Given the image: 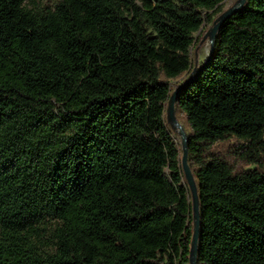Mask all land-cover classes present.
<instances>
[{"label": "trees", "instance_id": "trees-1", "mask_svg": "<svg viewBox=\"0 0 264 264\" xmlns=\"http://www.w3.org/2000/svg\"><path fill=\"white\" fill-rule=\"evenodd\" d=\"M223 2L0 0V264H189L166 109ZM175 115L196 264H264V0L221 25Z\"/></svg>", "mask_w": 264, "mask_h": 264}, {"label": "water", "instance_id": "water-1", "mask_svg": "<svg viewBox=\"0 0 264 264\" xmlns=\"http://www.w3.org/2000/svg\"><path fill=\"white\" fill-rule=\"evenodd\" d=\"M246 0H237V2L230 7L229 9L223 11L213 22L212 26L207 30L205 35L202 38V41L208 39L209 41V53L204 61V63L199 67H194L188 76V78L178 85L172 92L166 109V119L173 131L177 133V136L180 140L179 145L181 149V169L184 176L186 186L188 188L191 200V209H192V238L190 243L189 250V264H196V255H197V243H198V234H199V205H198V193L195 180L193 178L192 171L188 165V152H187V134L178 122L175 115V102L178 94L193 80L195 79L201 70L207 65L210 61L214 48V40L217 36V33L221 25L228 19L231 15L242 10Z\"/></svg>", "mask_w": 264, "mask_h": 264}, {"label": "rangeland", "instance_id": "rangeland-1", "mask_svg": "<svg viewBox=\"0 0 264 264\" xmlns=\"http://www.w3.org/2000/svg\"><path fill=\"white\" fill-rule=\"evenodd\" d=\"M57 2H58V0H37V7L40 9H43V10H47V9L53 8V6ZM236 2H237V0H224V2L222 3V7H223L222 10L225 11V10L229 9ZM195 36H197V34H195ZM208 53H209V41H208V39H205L203 41L201 40L199 47L197 49H195L194 51H192V60H193L192 67L194 68V67L201 66L204 63V61L206 60ZM187 78H188V75H186V76H184L178 80L173 81L172 84L178 86L182 82H184ZM183 117H184L183 115L180 116L181 121H182ZM175 140L178 143L180 142L178 137Z\"/></svg>", "mask_w": 264, "mask_h": 264}]
</instances>
